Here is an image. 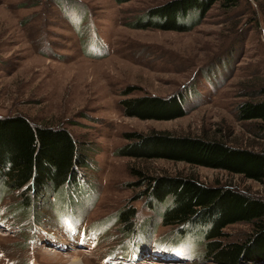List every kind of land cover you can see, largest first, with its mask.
Here are the masks:
<instances>
[{"label":"rangeland","instance_id":"rangeland-1","mask_svg":"<svg viewBox=\"0 0 264 264\" xmlns=\"http://www.w3.org/2000/svg\"><path fill=\"white\" fill-rule=\"evenodd\" d=\"M168 1L0 0V117L18 114L65 128L86 159L66 203L56 206L59 197L48 193L32 217L16 209L19 192L1 193L0 264H214L204 259L201 239L181 240L177 228L161 224L163 208L140 198L144 187L135 186L133 166L264 199V184L238 175L114 154L125 132L161 131L264 150L257 122L236 117L237 105L251 101L252 92H258L254 100L262 98L264 0H239L233 9L216 3L203 19L187 21L193 27L186 32L131 27ZM180 91L186 114L171 121L126 117L119 103ZM125 207L136 210L133 234L113 218ZM251 229L238 223L224 231L239 241Z\"/></svg>","mask_w":264,"mask_h":264},{"label":"trees","instance_id":"trees-1","mask_svg":"<svg viewBox=\"0 0 264 264\" xmlns=\"http://www.w3.org/2000/svg\"><path fill=\"white\" fill-rule=\"evenodd\" d=\"M113 1L122 5L132 0ZM216 3L233 9L239 0H170L146 11L131 27L186 32L193 27L187 21L203 19ZM130 89L124 93L130 94ZM257 93H251V101L237 105L236 117L241 122H257L255 132L264 134V89L257 96L262 98L254 100ZM184 100L185 94L180 91L169 97L144 95L119 103L126 117L171 121L185 116ZM122 137L125 144L114 153L118 157L181 162L264 184V150L231 145L205 134L125 132ZM78 150L65 128L33 124L18 114L0 117V195L4 191L19 192L16 209L25 211L27 217L34 216L41 198L48 193L59 197L56 206L66 203V192L79 177L77 169L86 163ZM129 174L138 179L135 186L144 187L140 198L145 195L152 208V203L162 206L160 220L164 227L177 228L181 240L191 235L202 240L205 260L214 264L264 263L262 197L230 185H207L192 176L154 177L134 166L129 168ZM135 217L132 207L113 215L132 234ZM238 223L251 225V232L242 240H229L224 230ZM126 258L132 257L128 253Z\"/></svg>","mask_w":264,"mask_h":264},{"label":"snow or ice","instance_id":"snow-or-ice-1","mask_svg":"<svg viewBox=\"0 0 264 264\" xmlns=\"http://www.w3.org/2000/svg\"><path fill=\"white\" fill-rule=\"evenodd\" d=\"M84 241L83 240H81V243H83Z\"/></svg>","mask_w":264,"mask_h":264},{"label":"bare ground","instance_id":"bare-ground-1","mask_svg":"<svg viewBox=\"0 0 264 264\" xmlns=\"http://www.w3.org/2000/svg\"><path fill=\"white\" fill-rule=\"evenodd\" d=\"M74 262H76V261L74 260Z\"/></svg>","mask_w":264,"mask_h":264}]
</instances>
